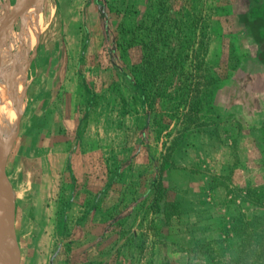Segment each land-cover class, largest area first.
I'll list each match as a JSON object with an SVG mask.
<instances>
[{"label": "rangeland", "instance_id": "374dc122", "mask_svg": "<svg viewBox=\"0 0 264 264\" xmlns=\"http://www.w3.org/2000/svg\"><path fill=\"white\" fill-rule=\"evenodd\" d=\"M257 2L31 0L4 32L31 42L4 153L19 264H264ZM151 35L150 108L128 73Z\"/></svg>", "mask_w": 264, "mask_h": 264}, {"label": "bare ground", "instance_id": "6f19581e", "mask_svg": "<svg viewBox=\"0 0 264 264\" xmlns=\"http://www.w3.org/2000/svg\"><path fill=\"white\" fill-rule=\"evenodd\" d=\"M4 34L5 36L0 38V154L8 151L10 140L15 135L18 111L21 109L22 94L25 89L22 74L23 62L31 46L30 41H25L13 54L15 47L12 45L14 42L11 39L10 30Z\"/></svg>", "mask_w": 264, "mask_h": 264}, {"label": "trees", "instance_id": "16d2710c", "mask_svg": "<svg viewBox=\"0 0 264 264\" xmlns=\"http://www.w3.org/2000/svg\"><path fill=\"white\" fill-rule=\"evenodd\" d=\"M251 15L254 16L252 21H255L257 26V33L254 35L255 40H264V4L257 2L256 6L250 10ZM142 43V42H141ZM155 39L153 35L149 36V41L147 44H144V48L147 50L145 56L141 58L140 63L132 66V71L128 73V77L135 89L142 93V100L147 103L149 102L150 108L151 105L155 104V99L162 95L161 92L164 90V80H160L158 75H162V71H167L164 73L166 76L169 73L170 68L166 66L167 60H163L162 65H157L155 62H158L156 57V48H155ZM139 44V42H138ZM264 49V47H263ZM262 61L264 64V51L262 53ZM175 61V58L172 59ZM164 78V77H163ZM151 112L149 115V121L146 122V125L151 124ZM162 173V172H161ZM159 181L162 180V175L158 177Z\"/></svg>", "mask_w": 264, "mask_h": 264}, {"label": "water", "instance_id": "95a60500", "mask_svg": "<svg viewBox=\"0 0 264 264\" xmlns=\"http://www.w3.org/2000/svg\"><path fill=\"white\" fill-rule=\"evenodd\" d=\"M31 0H22L14 14L8 15L0 27V37L22 15ZM19 116V111H18ZM6 156L0 154V264H19L15 232L14 195L5 171Z\"/></svg>", "mask_w": 264, "mask_h": 264}, {"label": "crops", "instance_id": "0c3cea01", "mask_svg": "<svg viewBox=\"0 0 264 264\" xmlns=\"http://www.w3.org/2000/svg\"><path fill=\"white\" fill-rule=\"evenodd\" d=\"M257 92L250 98L249 104L257 112H264V77L260 79Z\"/></svg>", "mask_w": 264, "mask_h": 264}]
</instances>
